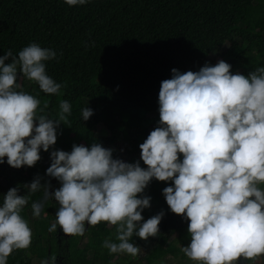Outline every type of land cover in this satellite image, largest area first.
<instances>
[{"label": "clouds", "instance_id": "clouds-1", "mask_svg": "<svg viewBox=\"0 0 264 264\" xmlns=\"http://www.w3.org/2000/svg\"><path fill=\"white\" fill-rule=\"evenodd\" d=\"M87 2L64 0L69 6ZM56 55L36 42L16 56L11 50L0 55V163L6 158L14 168L34 165L40 150L54 144L58 125L66 124L68 101H60L52 119L47 103L38 109L37 97L16 82L22 76L44 93L58 94L62 85L44 63ZM230 67L218 60L198 71L172 68L160 82L157 126L138 145L146 167L113 158V150L99 143L51 151L45 174L59 181L58 188L49 192L36 176L23 185L27 194L10 187L0 199V264L31 244L32 229L21 213L29 195L41 189L42 199L30 205L32 217L50 198L59 205L48 232L59 225L65 234L82 236L86 225L107 222L115 227V242L105 239L103 247L137 257L142 249L131 238L156 236L163 215L142 219L151 198L137 194L152 178L171 180L162 194L169 210L188 222L190 239L180 251L194 264H238L264 254V67L247 75ZM91 115V108L81 109L82 120ZM40 264H55V257Z\"/></svg>", "mask_w": 264, "mask_h": 264}, {"label": "trees", "instance_id": "trees-1", "mask_svg": "<svg viewBox=\"0 0 264 264\" xmlns=\"http://www.w3.org/2000/svg\"><path fill=\"white\" fill-rule=\"evenodd\" d=\"M155 35L160 36L157 44L152 41ZM30 42L56 52V58L44 63L61 90L46 94L22 76L16 82L37 97L38 109L47 103L50 118L57 117L61 100L69 102L71 112L66 124L58 125L54 144L40 150L34 165L14 168L6 158L0 163V199L10 187L27 194L23 185L36 176L42 185L48 183L49 192L58 188L59 181L45 174L49 153L71 151L73 144L99 143L117 158L121 143L123 161L146 167L138 145L157 126L159 85L171 77L172 68L198 71L206 62L214 65L211 54L218 51L231 65L230 72L247 75L264 67V0H88L74 6L64 0H0V55L11 50L16 56ZM85 106L92 115L82 120ZM98 127L105 134L96 135ZM170 185L171 180L152 178L137 194L151 198L142 219L163 213L156 236L131 238L142 249L145 264L181 253L176 240L186 245L190 239L187 220L169 210L162 194ZM42 196V189L30 194L21 213L32 229L31 244L13 250L7 264H40L42 251L43 259L55 257V264H101L104 255L124 260L103 247L105 239L115 242V227L107 222L86 225L82 236L65 234L59 225L48 232L59 205L50 198L41 215L32 217L30 205Z\"/></svg>", "mask_w": 264, "mask_h": 264}, {"label": "rangeland", "instance_id": "rangeland-1", "mask_svg": "<svg viewBox=\"0 0 264 264\" xmlns=\"http://www.w3.org/2000/svg\"><path fill=\"white\" fill-rule=\"evenodd\" d=\"M160 40V36L159 35H155L152 39L154 44H157V42ZM231 44L235 45V43L231 42ZM1 47V46H0ZM211 58L214 61V63H216L218 60H222V57L220 56V52H215L213 54H211ZM236 64V63H235ZM234 64V65H235ZM110 100L107 101L108 104H110ZM96 135H102L105 134V131L103 128L98 127L95 130ZM121 138V137H120ZM67 146V145H66ZM117 158L124 160L125 158V151L121 145V143L117 144ZM176 245L179 246L181 248L182 245H185L181 240H176ZM43 255H44V251H42L40 253V259H43ZM116 256H119V258H124V260H115V257H113L111 259V257H109L108 255H104L103 256V261L101 262V264H125L127 262V264H145L144 258H143V251L141 250V252L138 254L137 257L133 258L127 254H116ZM39 259V260H40ZM36 262V260L34 261V263ZM252 264H264V254H262L261 256L257 257L255 260L251 261ZM153 264H194V262L190 261L187 257L184 256V254L181 253H177L176 255H169L163 259H160L159 261L153 263Z\"/></svg>", "mask_w": 264, "mask_h": 264}]
</instances>
